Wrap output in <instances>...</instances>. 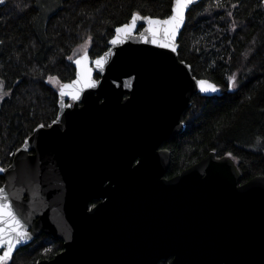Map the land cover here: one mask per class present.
<instances>
[{"label":"water","instance_id":"obj_1","mask_svg":"<svg viewBox=\"0 0 264 264\" xmlns=\"http://www.w3.org/2000/svg\"><path fill=\"white\" fill-rule=\"evenodd\" d=\"M200 1L193 0L185 10L172 41L175 51L162 47L163 41L151 43L150 34H144L147 22L140 21L121 43H111L115 33L102 55L93 59L86 51L73 60L77 73L75 61L86 53L95 81L80 91L78 100L85 105L71 109L79 111L75 130L98 133L106 128L110 134L111 193L88 210L91 194L86 196L75 183L82 170H65L66 176L56 181L49 159L57 154L49 144L61 116L49 129L38 125L15 151L12 164L0 165L6 170L0 172L5 178L0 188L22 231L29 233L12 256L41 234H50L64 240V250L34 264H157L170 257V264H264V175L240 183L242 172L234 158L212 150L166 179L169 152L157 151L163 141L185 130L182 115L195 94H221L220 86L195 76L179 56L187 14ZM101 57L102 66H97ZM200 80L218 90L201 91ZM65 97L72 98L60 94V101Z\"/></svg>","mask_w":264,"mask_h":264},{"label":"trees","instance_id":"obj_2","mask_svg":"<svg viewBox=\"0 0 264 264\" xmlns=\"http://www.w3.org/2000/svg\"><path fill=\"white\" fill-rule=\"evenodd\" d=\"M171 2L55 0L58 9L46 17L41 0H5L0 79L10 94L0 107V165H9L26 137L54 117L56 84L75 75L78 49L87 45L92 57L102 55L132 13L166 18ZM178 51L194 75L215 82L221 94L192 97L182 115L185 130L166 144L172 151L168 172L178 174L214 150L231 154L242 172L240 183L264 175V0H201L187 14ZM4 182L0 175V186ZM51 239L41 234L3 264L54 257L61 243Z\"/></svg>","mask_w":264,"mask_h":264},{"label":"flooded vegetation","instance_id":"obj_3","mask_svg":"<svg viewBox=\"0 0 264 264\" xmlns=\"http://www.w3.org/2000/svg\"><path fill=\"white\" fill-rule=\"evenodd\" d=\"M76 57H74L73 60ZM92 58L94 59L96 57ZM75 78L76 70L75 75L69 81L65 83L58 82L56 84L57 103L55 115L54 117H52V119L46 121L45 123H41V125H44L45 129H49L54 124L53 121L57 120L58 117L61 116L59 120V129L57 130V132L55 131V141L49 144L51 149L50 152L57 154L56 157L53 156L51 159H49L51 160L50 167L53 170L54 179L56 181H60L66 176L64 175L65 170L73 168L76 171L79 169L83 171L81 180H77L75 183L79 184L81 192L84 193L86 196L88 194H91V198L87 202V209L92 210L100 203L106 202L109 198V194L111 193L113 182L112 139L110 138V134L107 132L106 128H101L98 133H93L90 129H87V132L78 133L75 130V126L78 127L77 123L75 122V118L76 115L78 116L79 111L75 110L74 112H71V109H78V107L84 106L85 102L79 100L76 101L68 97H65L62 101H60L59 94L61 86L63 84L73 81ZM94 78L96 80H99L101 78V74L96 72L94 74ZM127 96L128 94L126 93L125 97ZM62 108L63 111L61 113ZM132 139L133 137L129 133V136L126 141L130 143ZM171 139L172 138L163 141L157 148V151L167 150L169 152V167L171 164L172 151L166 144ZM46 146L48 147V144H46ZM30 153H34V151L31 150ZM139 161L140 158H136L133 162V165H136L137 163H139ZM11 164L12 162L5 167L10 166ZM176 175L177 174H170L167 170L164 174V178L171 179ZM73 183L74 181L71 184ZM46 235L51 236L53 238L49 240V242H56L59 240L61 243L59 247L60 249L54 256L64 250L63 239L56 238L50 234ZM171 260L172 257L167 259L163 258L160 261H165L166 264H170Z\"/></svg>","mask_w":264,"mask_h":264},{"label":"snow or ice","instance_id":"obj_4","mask_svg":"<svg viewBox=\"0 0 264 264\" xmlns=\"http://www.w3.org/2000/svg\"><path fill=\"white\" fill-rule=\"evenodd\" d=\"M3 2V0H0ZM171 2V0H170ZM193 3V0H174L171 2L170 15L165 19L158 17L154 18V15H141V11L138 10L131 14L130 22L124 23L115 28L116 37L111 40L112 44L121 43V37L124 39L130 38L133 30L136 28L137 23L140 21L147 22V29L144 34H150L151 43H161L164 48H171L175 51L172 45L177 30L184 22L185 10ZM142 26V25H141ZM91 38H89L90 40ZM71 59V57H69ZM89 57L85 53L83 57L77 59L75 63L79 66V71L76 73V79L68 84H63L60 88V94L70 95L73 100H78L80 97V91L85 87H92L95 85V81L92 80V71L88 66ZM103 57L95 61L97 66H102ZM52 79L51 77L49 78ZM229 81L235 85V76L229 77ZM201 91L215 92L218 89L214 84H208L204 80L198 81ZM7 93L4 92V81L0 79V98ZM55 123V121H53ZM43 128L44 125H40ZM231 155V154H229ZM6 171L4 168H0V172ZM21 221L18 218L12 203L6 191L0 188V264L9 260L13 251L16 249L24 239L29 236V233L22 231Z\"/></svg>","mask_w":264,"mask_h":264},{"label":"rangeland","instance_id":"obj_5","mask_svg":"<svg viewBox=\"0 0 264 264\" xmlns=\"http://www.w3.org/2000/svg\"><path fill=\"white\" fill-rule=\"evenodd\" d=\"M41 7H43V12L45 14L46 17H49V15L51 13H53L55 10L58 9V6L55 3V0H41ZM87 45L81 47L80 49H78L74 55L73 58L76 57L77 55L82 54L83 52H85L87 50ZM4 92H6V95H3L2 98H0V107L2 105L3 100L9 96L10 94V90H7L6 88H4Z\"/></svg>","mask_w":264,"mask_h":264}]
</instances>
